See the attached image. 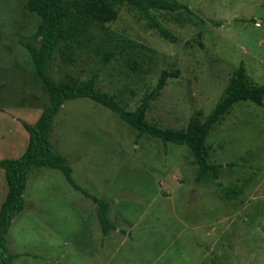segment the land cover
Returning a JSON list of instances; mask_svg holds the SVG:
<instances>
[{"label": "rangeland", "instance_id": "374dc122", "mask_svg": "<svg viewBox=\"0 0 264 264\" xmlns=\"http://www.w3.org/2000/svg\"><path fill=\"white\" fill-rule=\"evenodd\" d=\"M172 1L185 5L193 15L184 10L175 13L151 10L145 15L123 7L117 19L106 24V27L108 30L129 37L138 45L136 52L140 56L138 60L140 73L136 72V75L141 74L145 84L154 86L162 70L179 71L177 77L170 81L163 98L151 109L150 116L160 118L164 122V125H160L162 127L181 129L186 127L192 116L197 115L194 112L208 115L212 111L225 89L228 78L241 64L255 83L264 82V0ZM22 3L23 0H0V67L8 68L4 75L10 74L7 90L11 92L7 97L4 95L6 100L3 104H1L2 101L0 102V106H3L0 109L2 114L0 118L5 119L13 128L8 142L10 144L15 142L14 146L17 150L11 151L9 146H4L0 150V159H17L21 156L28 141V133L22 122L33 125L41 113L39 107L29 109L27 106L33 104L34 97L30 95L26 87L31 86V83L28 84L24 80L23 56L26 50L9 37L30 38L33 34L31 24H35L37 20L22 9ZM151 17L167 29L175 40L170 41L161 37L158 31L150 26L149 18ZM31 67L33 68L32 64ZM126 69L123 62L111 63L102 70L104 79L101 81V87L107 86L108 81L111 80L119 81L120 84L125 83L128 78ZM86 101L91 102L85 99L68 101L65 107L55 114L53 120L55 123L53 143H51L59 153L70 155L67 157L62 154L71 167L72 179L74 178L71 159L76 150L85 146L87 142H91L90 138L93 136L89 135L88 130L104 128L112 130V135L99 136L104 141L96 143L99 147L95 149L97 153L95 159L103 161L104 172L101 174H108L109 170L113 169L116 173L117 166L122 165L118 173L121 180L119 185L122 206L133 211L139 210L135 208L143 207L144 200L136 202L135 194H144L145 198L150 197L155 191L163 194L162 188L158 185L159 180L166 182V179L171 176L176 177L178 173L184 176L181 181L183 189L165 187L167 191L173 193L172 202L178 207L180 204L193 205V201L198 203V196L195 198L194 196L201 192L199 183L195 182V176L190 178L188 174L193 168L190 169L189 160H187L192 155L186 146H177L158 140L162 146L161 155L160 151L152 148L144 147L146 149L141 148L137 151L138 138L134 131L133 135L124 132L126 127L116 126L118 117L113 112L100 105H97L95 110H90L91 107ZM247 104L257 109L253 110L254 112H238L229 117L224 126L210 133L206 144L213 147H215L214 144L221 145L218 155L232 162L241 160L242 164L237 166L240 169L245 167L244 162L247 161L245 158L248 157L256 166L258 178L261 179L264 176V100L263 107ZM130 135L136 140L131 149L132 156L130 149L126 146L133 140ZM54 136L62 150L56 146ZM109 138L119 139L122 145L118 142V146L107 143L106 140ZM130 158L133 162L128 161ZM41 168L43 169L38 171L36 177H31L27 183L23 210L27 212L25 213L27 217L25 221L16 224L11 231L15 245L18 247L13 250L19 251L23 247L31 251L41 250L43 236L53 237L49 232L53 230L59 232L56 248L64 261L66 247L63 245L69 234L62 222L53 224L52 218L49 219L48 192L55 188L51 190V194L55 193L58 199L62 192L61 185H63L80 195L82 193L72 188L59 171L54 172L60 176L61 184H51L47 173L51 172V169ZM141 171L147 174V179L144 180V174ZM77 177L79 179V174ZM138 179H142V182ZM143 185L147 191L143 190ZM184 190L188 191L189 200L186 199L184 203H181L180 194L183 193L186 196ZM85 191L88 192L87 189ZM82 197L91 200L84 195ZM215 197L220 198L218 194H215ZM200 204L205 208L208 207L205 202ZM157 206V202L154 201L152 207ZM166 206L168 208L169 204ZM224 213L227 212L219 213L214 210L212 216H204L205 221L215 222L223 218ZM164 219L171 221L168 216ZM201 222H204L203 219ZM218 226L221 230L217 232L216 237L206 234L207 229L198 233L197 244L206 253L200 264H264V177L243 208L235 212L227 220L226 225L224 223ZM214 239L215 242L209 246V242ZM52 244L54 242L50 241L49 245ZM7 247L9 248L8 240Z\"/></svg>", "mask_w": 264, "mask_h": 264}, {"label": "crops", "instance_id": "0c3cea01", "mask_svg": "<svg viewBox=\"0 0 264 264\" xmlns=\"http://www.w3.org/2000/svg\"><path fill=\"white\" fill-rule=\"evenodd\" d=\"M24 3L25 0H23L22 3L23 10ZM29 14L33 15L37 20L35 24H31L33 28L32 33L34 34L40 23V19L35 14ZM74 29H80V27L75 26ZM74 32L72 31V33L69 34L65 40H61L59 42L53 54V58L47 66V74L51 81L56 84L67 83L75 86H83L92 80L96 91L107 94L121 107L126 108L128 111H134L137 109V107L146 99L149 92L156 85L152 86V84L149 83L145 84V81L143 82L142 80L143 76L141 74L136 75V72H139L138 66L140 65V63H138L140 56L139 53L136 52L138 45L123 34H119L111 30L105 31L104 26L100 25H93L90 27L89 31L87 30L84 32L85 34L87 33L86 36H79L80 34L78 31ZM105 39L109 40L111 45L106 44ZM116 42L120 47L114 48ZM108 46L117 52H115V55L106 58L105 51ZM21 51L23 52L24 50ZM23 57L25 73L24 80L27 81L28 84L31 83V86L26 87L28 88L30 95L34 97L33 104H28L27 106L29 109L39 107V110H41L42 113L50 103L47 90L36 76L33 63L27 50L26 52L24 51ZM119 62H123L127 68L126 76H128V78H126L125 83L123 82L120 84L119 81L111 80L108 81L107 86L101 87V81L104 79V72L102 70L108 67L111 63ZM31 64L33 68L31 67ZM7 71V67H0L1 104H3L6 100L4 95L7 97V95L9 96L11 93L9 89L7 90L10 84V74L4 75ZM166 71L171 72L170 70ZM139 75H141V77ZM173 79L175 78L172 77L166 80L159 96L148 106L145 113V121L162 129L183 131L186 127L181 129L162 127L160 125H164V122L161 121L160 118L150 116L151 109H153V107L163 98L165 91L169 87L170 81ZM137 86L139 87L137 88ZM135 88L137 89L135 90ZM75 99L90 100L91 102L86 101L91 107L90 110H95L97 105L104 107L89 98L80 97L66 100L60 106L59 110L63 109L68 101ZM247 103L257 105L249 100L239 101L233 104L223 118L212 125L208 131L202 144L203 156L208 164L212 166L222 165V167L217 171V178L214 176L212 171H207L203 175L199 182L201 194L197 193L194 196V198L198 196V203H194L193 201V205L189 206H183V204H180L178 207L175 205L172 202L173 193L167 191L169 186H171L172 189L174 187L183 189L181 181L184 176H182V174L180 175V173H178L176 177H167L168 179H166V182L159 180L158 185L162 188L163 194L155 191L148 198H145L144 194H135L134 199L136 202H139L141 199L144 200L142 201L144 204L143 207L140 206V208H135L139 210L133 211L122 206L120 202L119 185L121 180L118 177V173L120 172L122 165L119 164L117 166L118 169L116 173L113 169L109 170L108 174H101L104 172L102 169L103 161L95 159L97 157L95 149L99 147L97 144H99L100 141H104V139L99 138V136L112 135V130H106L104 128L88 130L89 135L93 136L90 138L91 142H87L85 146L76 150L73 155V159H71L73 167V180L85 190L87 189V191L96 198L108 203L106 218L116 229L103 234L98 220L97 205L92 200L82 197L83 194L80 195L77 192H74L69 186V188H67V186L61 185L62 192L59 194L58 199L55 197V193L51 194V190L55 188H52L48 192L49 208L47 210V214L50 216L49 219L52 218L51 222L53 224H60L62 222L64 224V228H67V233L69 235L63 245L66 247L64 261H62V257L57 252L56 248L59 239V232L49 230L48 228L47 229L52 233L53 237L48 235V238H46L43 236L44 242L41 244V250L38 249L36 251H31L24 249L23 246V248L19 251L13 250V248L18 247L15 245L11 231L16 224H20L25 221L27 217L25 216V213L27 212L21 211L12 220L7 233L9 245L8 251L10 254L15 256L10 264H200L206 253L202 250L203 248L197 244L196 238L198 233L203 229H207L206 234L216 237L217 232L221 230L218 224L223 225L225 223L226 225L227 220H229L235 212H238L243 208V206L256 192L264 177L262 176L261 179L258 178L257 168L254 164H252L248 157L245 158L247 160L244 162L245 167H241L242 169H240L237 168V166L242 164L241 160L232 162L224 156L218 155V152L222 148L221 145L214 144L215 147H213L206 144V140L210 133L224 126L229 117L238 112L246 113L257 109ZM1 108H3V106H0V109ZM194 114L197 115L192 116V119L197 117V120L199 121L207 116L203 113H197V111L194 112ZM1 115L2 114L0 112V116ZM10 121L14 120L11 119ZM174 121L178 120L174 119ZM54 123L55 121H52L49 133L50 143H53L52 135ZM115 124L117 127H122L124 125L126 127L124 132L130 133L131 135H133L134 132L137 134V130L134 127L122 121L119 117ZM12 132L13 128L9 126L5 119L0 118V150L4 146H9L11 151L15 150V142L13 144L8 142V138ZM132 138L133 137L131 136V139ZM54 139L56 146L60 149L55 136ZM158 140L161 141L159 138L143 133L138 138L137 151L146 147L150 149L152 148L153 150L157 149L160 151L161 155L162 146ZM106 141L114 146H118L117 142L122 145L121 141L117 138H109ZM135 142L136 140L134 137L132 142L126 145L131 151V156V149ZM26 147L23 153L25 152ZM189 151L193 158L192 156H189L187 160H189L190 169H193L188 172V174H190V178H193V176L196 177L197 175L198 163L190 149ZM60 153L67 157L70 156L62 152ZM128 161L133 162L131 158ZM132 166L136 165L132 164ZM45 168L51 169V172H47L51 179V184H61L59 179L60 176L54 172L61 171L50 167ZM41 169L43 168H35L28 173L25 191L30 178L36 177L38 171ZM141 169L145 168L141 167ZM152 169L154 168L152 167ZM1 171L0 206L7 194L5 173L3 169H1ZM141 173L143 172L141 171ZM78 174L80 176L79 179L77 177ZM143 174L144 180L147 179V174ZM149 179H151V175H149ZM138 180L142 182V179ZM165 187L168 188L166 189ZM143 190L147 191L144 185ZM187 190H184L186 196L183 193L180 194L181 203H184L186 199L189 200ZM215 194H218L220 198H216ZM154 201L157 202V207H152ZM200 202H205L208 207L205 208L200 204ZM167 204H169L168 208L166 206ZM214 210L219 213H227H224L225 215L223 214V218H220L215 222L213 221L208 223V221H205L206 219L204 216H212ZM200 211H202V213H200ZM167 216L168 218H171V221L164 219ZM202 219L204 221L203 223L201 222ZM50 241L51 243L54 242L51 246L49 245ZM214 242L215 239L211 240L209 242V246H211Z\"/></svg>", "mask_w": 264, "mask_h": 264}, {"label": "trees", "instance_id": "16d2710c", "mask_svg": "<svg viewBox=\"0 0 264 264\" xmlns=\"http://www.w3.org/2000/svg\"><path fill=\"white\" fill-rule=\"evenodd\" d=\"M123 7L145 15L151 10L169 13L184 10L193 15L188 7L172 0H25L24 10L35 14L40 19L37 30L30 38L9 37L29 53L34 72L45 86L50 103L35 124L30 125L22 122L29 135L28 145L22 156L14 160H0V168L5 173L7 184V194L0 206V264H10L15 257L8 252L7 233L14 217L25 208L24 191L27 175L35 168L50 167L60 170L72 188L81 192L97 205L98 220L103 234L116 229L106 218L108 203L75 184L67 159L49 141L54 115L66 100L86 97L103 105L122 121L134 127L137 130V138L143 133H147L159 138L164 143L171 142L187 146L198 163L196 183L200 182L207 171H212L217 178V171L222 167V165L208 164L202 153V144L212 125L221 120L232 105L239 101L249 100L263 107L264 82L262 84L255 83L247 75L242 64L228 78L225 89L212 111L201 121L197 120V117L191 119L183 131L162 129L145 121L146 109L159 96L166 80L177 77L178 70L175 72L162 70L154 88L134 111H128L107 94L96 91L92 80L83 86L52 82L47 74V66L52 60L59 42L65 40L72 31H78L79 36H86L87 33L84 32L89 31L93 25L104 26L105 31H109L105 25L115 21ZM149 21L161 37L170 41L175 40L172 34L154 18H149ZM75 26H79L80 29L75 30ZM105 42L111 45L109 40L105 39ZM116 47H120L117 42L114 45V48ZM115 52L117 51L108 46L105 51L106 58L115 55Z\"/></svg>", "mask_w": 264, "mask_h": 264}]
</instances>
